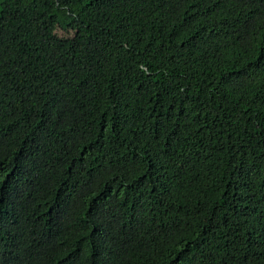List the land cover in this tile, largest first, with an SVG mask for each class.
Segmentation results:
<instances>
[{
	"label": "trees",
	"instance_id": "obj_1",
	"mask_svg": "<svg viewBox=\"0 0 264 264\" xmlns=\"http://www.w3.org/2000/svg\"><path fill=\"white\" fill-rule=\"evenodd\" d=\"M0 264H264V0H0Z\"/></svg>",
	"mask_w": 264,
	"mask_h": 264
},
{
	"label": "rangeland",
	"instance_id": "obj_2",
	"mask_svg": "<svg viewBox=\"0 0 264 264\" xmlns=\"http://www.w3.org/2000/svg\"><path fill=\"white\" fill-rule=\"evenodd\" d=\"M60 35H62V32L60 31Z\"/></svg>",
	"mask_w": 264,
	"mask_h": 264
}]
</instances>
